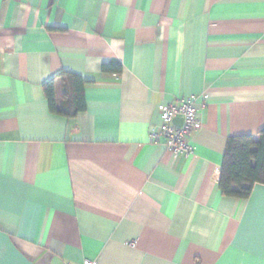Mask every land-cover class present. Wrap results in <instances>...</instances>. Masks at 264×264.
I'll return each mask as SVG.
<instances>
[{"label":"crops","instance_id":"0c3cea01","mask_svg":"<svg viewBox=\"0 0 264 264\" xmlns=\"http://www.w3.org/2000/svg\"><path fill=\"white\" fill-rule=\"evenodd\" d=\"M188 96L177 157L150 135ZM263 128L264 0H0V264H264V184L219 187L228 140Z\"/></svg>","mask_w":264,"mask_h":264},{"label":"trees","instance_id":"16d2710c","mask_svg":"<svg viewBox=\"0 0 264 264\" xmlns=\"http://www.w3.org/2000/svg\"><path fill=\"white\" fill-rule=\"evenodd\" d=\"M105 73L122 72V64L111 62L102 67ZM69 104L73 106L71 116L85 110L84 88L86 82L79 76L63 73ZM45 96L54 113H61L56 102L55 79L43 86ZM67 114L66 112H62ZM256 184H264V128L258 138L237 136L228 140L219 183L222 194L237 199H248Z\"/></svg>","mask_w":264,"mask_h":264},{"label":"built area","instance_id":"2783aa9c","mask_svg":"<svg viewBox=\"0 0 264 264\" xmlns=\"http://www.w3.org/2000/svg\"><path fill=\"white\" fill-rule=\"evenodd\" d=\"M196 98L182 97L173 104L162 108L161 125L158 132H152L150 140L155 144H163L175 156L191 157L195 154L190 143L191 137L202 129V116L195 107ZM182 120L180 126L175 124ZM83 264H98L86 261Z\"/></svg>","mask_w":264,"mask_h":264},{"label":"water","instance_id":"95a60500","mask_svg":"<svg viewBox=\"0 0 264 264\" xmlns=\"http://www.w3.org/2000/svg\"><path fill=\"white\" fill-rule=\"evenodd\" d=\"M177 120H178V121L180 120V123H182V120H181V119H177ZM177 120H176V121H177ZM176 121H175V122H176ZM178 121H177V122H178Z\"/></svg>","mask_w":264,"mask_h":264}]
</instances>
